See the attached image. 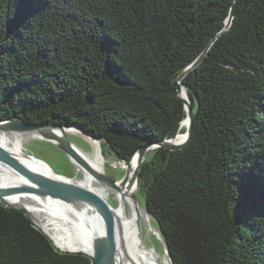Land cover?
I'll use <instances>...</instances> for the list:
<instances>
[{
    "label": "trees",
    "instance_id": "1",
    "mask_svg": "<svg viewBox=\"0 0 264 264\" xmlns=\"http://www.w3.org/2000/svg\"><path fill=\"white\" fill-rule=\"evenodd\" d=\"M173 264H264V0H0V120L77 126L126 160ZM0 264H93L0 203Z\"/></svg>",
    "mask_w": 264,
    "mask_h": 264
},
{
    "label": "bare ground",
    "instance_id": "2",
    "mask_svg": "<svg viewBox=\"0 0 264 264\" xmlns=\"http://www.w3.org/2000/svg\"><path fill=\"white\" fill-rule=\"evenodd\" d=\"M187 102L191 104L189 96L183 92ZM188 125V120L184 121ZM66 134H79L75 129H67ZM37 134H16L9 137L0 136V142L15 156H18L27 169L49 178H62L74 182L96 193L108 205L111 200L116 208L112 211L115 256L113 264H160L155 250L148 245V239L156 232L151 225L150 218L144 208L134 199L137 192L136 183L115 186L100 180L95 174L103 175L104 157L101 154V144L88 139L93 150L85 153L73 146L76 154L86 164L75 161L77 170L83 178L71 179L56 176L54 172L40 161L28 155L25 144L35 138ZM39 136V135H38ZM186 133L176 138L175 142L182 143ZM126 170L133 173L137 160L122 162ZM95 173V174H94ZM26 182L16 171L0 164V189H16ZM5 202L12 206L25 208L33 220L43 228L52 238L58 248L84 251L93 254L97 239L105 238L106 224L99 207L91 202H63L47 197H40L23 192H10ZM158 230V229H157ZM161 242V241H160ZM161 264H171L167 255Z\"/></svg>",
    "mask_w": 264,
    "mask_h": 264
},
{
    "label": "water",
    "instance_id": "3",
    "mask_svg": "<svg viewBox=\"0 0 264 264\" xmlns=\"http://www.w3.org/2000/svg\"><path fill=\"white\" fill-rule=\"evenodd\" d=\"M233 21V7L232 10L226 20L224 29L210 42V44L207 46V48L201 53V55L192 63L190 64L177 78V80L174 82L175 86L177 87V91L179 96L183 99L185 103V110H186V119L188 120V125L186 127V139L182 143L175 142L176 138L179 136L177 134L174 138L163 140L157 143H148L138 149L135 153H133L128 159L126 160H117V162H130L133 159L137 160V166L135 167L133 173L130 175L128 171H126L124 177L121 180H114L109 178L106 173L104 174H95L97 178L100 180L108 183L109 185L115 186L118 182L122 184H127L129 180H131V183H136L137 190L139 189L138 184V171L140 165L144 162L147 154L150 151L155 150L156 148H166L171 151H177L183 149L186 144L189 142L192 130H193V122H194V108L192 104H189L186 100V98L183 96V92L185 91V88L182 85L183 79L190 73L192 70H194L196 67L199 66V64L203 61V59L208 54L209 49L211 48L212 44L216 41V39L225 31H227L231 23ZM184 120V121H185ZM184 121L182 122V125L184 124ZM67 129H75L80 132L81 136L84 139L88 141V139L98 141L101 144V154L105 157V145L109 148L110 152L115 155L114 152L110 149V144L101 138H97L91 133L84 131L83 129L77 127V126H61V125H55V124H43V125H37V124H29L25 122L20 121H12V120H0V136L3 137H9L16 134H28V133H34L37 134L35 138L32 140L37 141H46L51 142L58 146L61 150H63L72 160V162L75 164V161L83 164L86 166V164L79 158V156L76 154L73 146H75L70 140H69V134H66ZM39 135V136H38ZM88 138V139H87ZM89 142V141H88ZM28 143V142H26ZM29 157L34 158L37 161H41L45 163L48 167L49 164L45 161L38 159L34 154L28 153ZM112 156V155H111ZM115 158V157H114ZM21 159L18 156H15L9 151L1 142H0V164L9 167L10 169H13L16 171L19 175H21V178L26 182L25 185L21 186L20 188L16 189H0V203L5 205L9 208H16V209H22L26 211L28 216L32 219L34 224L40 228V226L33 220L30 213L22 207L12 206L5 202L4 198L5 196L10 192H23V193H29L32 195L40 196V197H47L55 200H60L63 202H91L99 207V209L102 212L103 218L105 220L106 224V235L105 238H100L96 240L95 243V249L93 254H88L84 251L79 250H62L57 247V245L54 243L52 238L49 236V234L43 229L40 228L43 232H45L53 241L54 245L63 252H73V253H83L88 256H90L93 259V264H113L114 262V256H115V239H114V227H113V216L112 211L110 209V206L102 200L96 193L93 191H90L89 189H86L82 187L81 185H78L74 182L68 181L66 179L62 178H49L42 176L38 173H35L29 169L26 168V166L20 161ZM51 168V167H50ZM52 170V168H51ZM53 171V170H52ZM54 172V171H53ZM56 176L65 178L66 176L57 174L54 172ZM134 199L139 201L137 195L133 196ZM140 203V202H139ZM141 204V203H140ZM141 206L144 208L146 215L151 219V215L147 211V208L145 205ZM154 235L161 241L164 254L168 256L169 261L171 264H173L168 246L165 243L161 233L156 229Z\"/></svg>",
    "mask_w": 264,
    "mask_h": 264
},
{
    "label": "rangeland",
    "instance_id": "4",
    "mask_svg": "<svg viewBox=\"0 0 264 264\" xmlns=\"http://www.w3.org/2000/svg\"><path fill=\"white\" fill-rule=\"evenodd\" d=\"M68 136L69 140L80 150L88 154L92 152L93 148L90 142H88L83 137H80L81 134H69ZM25 148L27 152H24L23 155H28V153L34 154L38 159H41L48 163L55 173L71 179L83 178V174L77 170L76 165L72 162L70 157L55 144L46 141L29 140L28 143L25 144ZM122 165L123 164L117 162L113 156L105 152L103 174L105 172L109 178L119 181L124 177L127 171L126 167ZM136 195L140 203L144 205V200L138 193V190L136 192ZM109 206L111 211L116 208L115 204H113L111 200L109 201ZM151 225L153 226V228H155V223L151 222ZM148 245L155 250L158 262L161 264L165 254L160 240L153 234L148 239Z\"/></svg>",
    "mask_w": 264,
    "mask_h": 264
}]
</instances>
